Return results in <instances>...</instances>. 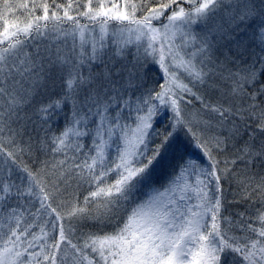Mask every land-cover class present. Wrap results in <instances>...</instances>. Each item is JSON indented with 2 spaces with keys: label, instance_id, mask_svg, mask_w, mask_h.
<instances>
[{
  "label": "snow or ice",
  "instance_id": "snow-or-ice-1",
  "mask_svg": "<svg viewBox=\"0 0 264 264\" xmlns=\"http://www.w3.org/2000/svg\"><path fill=\"white\" fill-rule=\"evenodd\" d=\"M0 264H264V0H0Z\"/></svg>",
  "mask_w": 264,
  "mask_h": 264
},
{
  "label": "trees",
  "instance_id": "trees-1",
  "mask_svg": "<svg viewBox=\"0 0 264 264\" xmlns=\"http://www.w3.org/2000/svg\"><path fill=\"white\" fill-rule=\"evenodd\" d=\"M152 72L154 73V75H151L150 79H154V78H157L159 76V71L155 67H153ZM188 152L191 153L194 157H197L199 155L198 152L193 147H189ZM171 171H172V169L170 167H166L158 173V175L156 177V183H155V186L157 188H160V187L164 186L165 184H167L168 176L171 173ZM147 195H148V193L145 190H142L141 192L137 193L136 199L137 200L146 199Z\"/></svg>",
  "mask_w": 264,
  "mask_h": 264
},
{
  "label": "rangeland",
  "instance_id": "rangeland-1",
  "mask_svg": "<svg viewBox=\"0 0 264 264\" xmlns=\"http://www.w3.org/2000/svg\"><path fill=\"white\" fill-rule=\"evenodd\" d=\"M129 47L134 51V48L131 45ZM166 186H167V184H165L164 186L160 187L159 188L160 191H163L164 190V187H166Z\"/></svg>",
  "mask_w": 264,
  "mask_h": 264
}]
</instances>
